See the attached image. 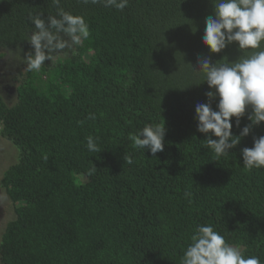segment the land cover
Listing matches in <instances>:
<instances>
[{"label": "trees", "instance_id": "trees-1", "mask_svg": "<svg viewBox=\"0 0 264 264\" xmlns=\"http://www.w3.org/2000/svg\"><path fill=\"white\" fill-rule=\"evenodd\" d=\"M59 8L86 21L80 54L28 70L14 106L0 95L2 134L19 149L3 179L16 217L1 264H181L200 225L264 264V168L248 170L241 154L264 122L220 157L197 131L195 106L211 90L197 57L235 62L252 51L203 44L213 0H128L123 11L90 0H0V47L23 46L27 56L32 19ZM250 114L239 128L233 118V135ZM164 122L163 152L133 147L131 135ZM90 135L99 152L87 149Z\"/></svg>", "mask_w": 264, "mask_h": 264}, {"label": "clouds", "instance_id": "clouds-1", "mask_svg": "<svg viewBox=\"0 0 264 264\" xmlns=\"http://www.w3.org/2000/svg\"><path fill=\"white\" fill-rule=\"evenodd\" d=\"M52 2L57 6L60 4V0ZM87 2L89 0H85ZM90 2L103 3L105 7L121 11L128 4V0ZM213 4V14L205 18L202 37L208 50L220 53L233 43L240 51L252 50L235 62L227 59L223 63H213L208 56L197 57L199 69L204 74L203 81L211 89L205 93L207 102L195 106L197 131L207 136L205 147L220 157L228 155L229 150L240 143L241 137L249 135L253 126L264 122V0H213ZM32 23L36 31L29 36V42L34 51L25 59L30 71H39L46 59L51 60L53 53L79 44L89 36L85 19L62 8L56 16H48L46 20L37 16ZM9 54L15 55L10 50ZM217 97L214 110L212 104ZM248 109H251L248 116L251 123L245 125L239 135H233V118L239 128ZM90 118L95 119V116ZM165 135L164 122L146 125L130 139L134 148L144 152L147 149L155 156L164 151ZM97 139L91 135L86 137L89 151H100ZM241 154L243 166L248 170L264 168V135L254 137L253 147L243 148ZM181 264H260V260L256 256L246 257L239 247L229 245L213 226L200 225L183 253Z\"/></svg>", "mask_w": 264, "mask_h": 264}, {"label": "rangeland", "instance_id": "rangeland-1", "mask_svg": "<svg viewBox=\"0 0 264 264\" xmlns=\"http://www.w3.org/2000/svg\"><path fill=\"white\" fill-rule=\"evenodd\" d=\"M84 46L85 45L83 42L79 44H73L71 47H69V51L56 52L51 57V60L46 59L44 64H46L47 67H55L60 61L69 59L74 54H80V47ZM9 50L15 53V55H10ZM92 55L93 52L88 50L85 51L84 57L90 58ZM25 59L26 56L23 46L0 47V95L3 97L9 107H12L17 103V89L20 79L27 74L28 68ZM40 71L41 69L38 72ZM39 76H41V74ZM46 77V74H44V82H41L42 84L45 83ZM18 160L19 149L13 141L3 136L2 124L0 122V249L6 228L8 224L16 217L15 204L12 202L7 189L3 184V179L6 171L12 165L16 164ZM231 246L239 247L243 254H246L248 251L247 247L243 244Z\"/></svg>", "mask_w": 264, "mask_h": 264}]
</instances>
